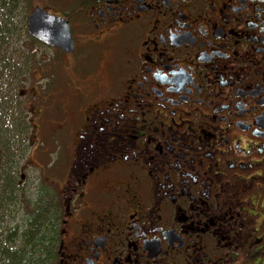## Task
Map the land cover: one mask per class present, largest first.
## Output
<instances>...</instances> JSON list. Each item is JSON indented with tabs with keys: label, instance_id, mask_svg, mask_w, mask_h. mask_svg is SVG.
I'll use <instances>...</instances> for the list:
<instances>
[{
	"label": "flooded vegetation",
	"instance_id": "1",
	"mask_svg": "<svg viewBox=\"0 0 264 264\" xmlns=\"http://www.w3.org/2000/svg\"><path fill=\"white\" fill-rule=\"evenodd\" d=\"M28 1L81 86L51 264H264V0Z\"/></svg>",
	"mask_w": 264,
	"mask_h": 264
},
{
	"label": "rangeland",
	"instance_id": "2",
	"mask_svg": "<svg viewBox=\"0 0 264 264\" xmlns=\"http://www.w3.org/2000/svg\"><path fill=\"white\" fill-rule=\"evenodd\" d=\"M33 7L22 0L13 27L0 30V104L4 105L0 108L15 106V112L9 109L0 119V177L12 176L19 188L12 193L0 180V248H7L10 230L16 236V228L27 222L25 216L31 211L37 185L42 193L54 190L62 195L59 189L67 180L76 130L83 122L82 115L75 113L81 106L75 97L80 80H72L67 58L38 44L26 32V18ZM1 123L18 136L13 138L14 156L3 147L6 139L2 138L5 127ZM14 157L16 161H12ZM0 264H11L3 253Z\"/></svg>",
	"mask_w": 264,
	"mask_h": 264
},
{
	"label": "trees",
	"instance_id": "3",
	"mask_svg": "<svg viewBox=\"0 0 264 264\" xmlns=\"http://www.w3.org/2000/svg\"><path fill=\"white\" fill-rule=\"evenodd\" d=\"M10 2L11 0H0V30L4 28V26L6 30H9V27H13L12 23L14 18L12 17V12H14V8L12 9ZM5 34L6 33L2 34V36L5 37ZM3 106V104H0V107ZM14 107L15 106H11V108L9 107L3 110L0 108V119L2 118V114L5 115L9 109L11 112H15ZM1 125L3 124L1 123ZM3 127L5 128L1 129V134L2 138L6 139L3 141V147L11 153V156H14L13 138L16 139L17 135L15 132L10 131V129H12L10 126L4 124ZM7 140H9V142ZM25 148L26 146L24 150ZM14 159L15 160L12 161H16V157H14ZM1 178L2 177H0V180ZM2 180L3 184L5 183L4 187L10 189V192L14 193L19 190L18 187L15 188L16 179L12 176H10V179L2 178ZM34 192L36 195L34 194L35 199L31 205V211L25 216L28 219L27 222L23 227L16 228L18 229V235L16 236H13V231L11 232L10 230V234L6 236V240L9 242L7 248H0V253H3L5 259L11 264H51L56 255L62 218V207L59 202L60 198L58 192H54V190H45V192L42 193L38 185L35 187ZM4 200H6V198H4ZM12 247L16 248V250H9Z\"/></svg>",
	"mask_w": 264,
	"mask_h": 264
},
{
	"label": "water",
	"instance_id": "4",
	"mask_svg": "<svg viewBox=\"0 0 264 264\" xmlns=\"http://www.w3.org/2000/svg\"><path fill=\"white\" fill-rule=\"evenodd\" d=\"M27 33L47 46L71 53L73 51L70 26L64 19L44 13L36 7L27 17Z\"/></svg>",
	"mask_w": 264,
	"mask_h": 264
}]
</instances>
